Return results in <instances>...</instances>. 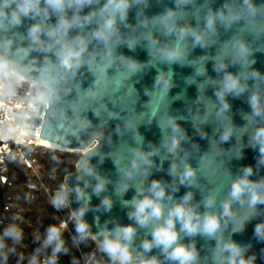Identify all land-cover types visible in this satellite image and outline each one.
Listing matches in <instances>:
<instances>
[{"label":"clouds","instance_id":"clouds-1","mask_svg":"<svg viewBox=\"0 0 264 264\" xmlns=\"http://www.w3.org/2000/svg\"><path fill=\"white\" fill-rule=\"evenodd\" d=\"M156 4L158 12L151 0H0V98L27 87L28 108L51 118L50 132L87 141L75 150L74 172L46 189L56 213L68 210L66 219L53 215L56 222L34 233L38 246L25 257L18 252L26 247L24 219L11 211L0 230V264L12 256L17 264H61L88 241L95 250L73 255L70 264L264 262V67L257 66L264 0ZM184 68L191 72H177ZM82 69L91 76L84 85L77 79ZM236 100L245 107L234 110ZM177 102L183 109L173 107ZM153 128L158 139L149 140ZM249 151L253 161L245 164ZM108 161L115 178L101 171ZM165 171L170 180L153 178ZM117 203L130 223L86 219ZM249 224L255 244L234 238ZM197 237L210 242L206 256Z\"/></svg>","mask_w":264,"mask_h":264},{"label":"water","instance_id":"water-1","mask_svg":"<svg viewBox=\"0 0 264 264\" xmlns=\"http://www.w3.org/2000/svg\"><path fill=\"white\" fill-rule=\"evenodd\" d=\"M221 2V0H216V4H219ZM201 3H203V0H201ZM151 4H152V12H158L160 10L159 6H157L156 4V0H151ZM165 4H167V0H165ZM31 21H26L24 24V28L20 29V32H24L26 31L27 27L30 25ZM126 51V50H125ZM139 57L141 59H144V53L143 52H139ZM196 54H201L200 49H196ZM258 60L260 61V63L257 65L258 67H264V56H259ZM110 73L113 71L112 69L109 70ZM178 73H183L184 75H187L188 73L191 72L190 68H184V69H177ZM208 72L209 74L215 76V73L212 72V64L209 63L208 64ZM78 81L84 85L85 82H88L91 80V76L88 73V71L86 69H82L77 76ZM145 82L148 84H151V79L149 77L145 78ZM183 86V85H181ZM137 87H139V85H137ZM181 89L180 88H175L173 89V93H177L179 92ZM187 94L189 97H195L196 96V89L195 87H189L187 89ZM211 90H209L208 95L211 96ZM146 99V97L144 98ZM233 106H234V110L241 108V107H245L244 105L241 104V102L239 100L233 101ZM174 108L177 109H183V104L181 102H177L175 105H173ZM40 113H43V107L41 106L39 109ZM27 118L24 120L25 123H27L29 125V132H34L36 129H38V127H40V131H39V136L41 139L50 141L52 143H55L57 145L63 146L67 149H69L71 152H76V149L82 148L86 145L87 141L85 140H81V141H72L71 139H69L67 142H65V140L62 139H58L56 134H53L52 132H50L49 130V124L52 122L51 118L47 115V114H34L31 111H28L26 113ZM237 122H239V116L236 117ZM18 122V119H16V123ZM184 127H186L189 131V133H191V126L190 125H184ZM141 131L143 132L144 129H141ZM145 135L147 136V138L149 140H156L158 139V135L156 134V129L153 128L151 132H147L145 133ZM199 143L202 147H206V142L203 140H199ZM253 156L254 153H252L251 151H249L247 153V159L244 161L245 164H248L250 162L253 161ZM95 162V161H94ZM164 168L165 170H167L168 168V164L165 163L164 164ZM102 173L108 175L111 178H115V172L113 169V165L110 161L106 162L103 164L102 168H101ZM74 171L67 173L66 175L72 174ZM261 175H264V171H261L260 173ZM65 175V176H66ZM64 176V177H65ZM153 178H162L164 180H170V177H168L166 175V171L165 172H159V173H155ZM64 179V178H63ZM70 183H72V181H69ZM186 191V189H184L183 187L180 188V191L178 193V195L182 196L184 194V192ZM133 191H129L124 199H131V197L133 196ZM115 199V197H114ZM197 199H199V196H197ZM93 206L99 205L100 200L93 196L92 197V201H91ZM73 208L77 207L76 204L72 205ZM127 209L122 208L119 203H117L113 210L110 213H93V212H89L86 215V219L94 224V216L95 215H99L100 217V223L101 225H103L106 221H113L115 223H119V224H128L131 221L128 220L127 218ZM113 226L112 223L108 224V227L111 228ZM93 231H96V228L93 227ZM252 236H253V225L249 224L247 227V231L244 232L242 235H236L234 238L237 241L240 242H249L252 241ZM143 238V233H139L138 234V239H137V243L139 242L140 239ZM255 244V241H252ZM196 243H197V247L200 249H204L205 251H202V256H206L207 255V251L206 249L208 247H210V242H207L199 237L196 238ZM261 247V245L256 244L255 245V251H259V248ZM258 264H264V262H261L258 260Z\"/></svg>","mask_w":264,"mask_h":264},{"label":"built area","instance_id":"built-area-1","mask_svg":"<svg viewBox=\"0 0 264 264\" xmlns=\"http://www.w3.org/2000/svg\"><path fill=\"white\" fill-rule=\"evenodd\" d=\"M27 91V87H24L17 91L15 97L0 98V188L2 189L9 184L7 173L10 165L16 162L28 169L38 182L27 183L28 189L35 191L38 187H42L47 194L46 189L50 190V188L42 184L36 169L37 153L46 148L39 140L40 127L31 133L29 132V125L24 122L27 118L26 113L31 111L27 106ZM16 119H18L17 123ZM8 200L9 197L3 196L0 202V230L9 223L5 219L7 213L5 208L8 205ZM58 213L61 219H66L68 210H62ZM23 229L25 236L23 243L29 239H34V233L39 231L30 224H27ZM94 250L95 245L90 248L88 253ZM77 253V257L83 256L80 249H77Z\"/></svg>","mask_w":264,"mask_h":264},{"label":"trees","instance_id":"trees-1","mask_svg":"<svg viewBox=\"0 0 264 264\" xmlns=\"http://www.w3.org/2000/svg\"><path fill=\"white\" fill-rule=\"evenodd\" d=\"M74 164H66L64 167L58 168L55 172L51 173H44L40 170V179L43 185L48 186L51 189H54L59 185V183L63 180L64 176L67 173H70L74 171ZM17 174H20L22 176V179L20 180V183L17 185L16 184V177ZM8 179H9V184L5 185L2 189H7V190H12L13 188L16 187L17 193L15 195H7L9 197L8 200V205H13L14 207L7 211L5 214V219L10 222V216H11V211H20L21 215L24 219V223L21 225L23 228L27 226V224H30L34 226L36 229L39 231L43 232L44 230L39 227V220H35V218H31V216L27 213H30L28 209L25 210L26 204L32 203V204H39L42 201H46L50 211L59 215V213H56L54 209H52L51 205L48 203V198L47 194L43 190L42 187H38L37 190L31 191L27 187V183L29 182H35L38 183L35 179V177L31 174V172L26 169L24 166L20 165L19 163H12L9 167L8 170ZM1 190V188H0ZM1 196H0V202H1ZM35 212L38 210V206H35ZM40 218V217H38ZM61 219V218H60ZM50 221H47L43 223V225H48ZM70 231L65 233V237L68 240L69 245L71 246V236L74 234V227L70 224L69 225ZM91 243V241H88L87 244ZM24 245L26 247H18V252L25 253V250L29 252V254L37 247L38 245L34 243V239H29L25 241ZM82 248H84V245H81ZM81 250V247L79 248ZM75 255L77 256V249L72 248L71 252L68 255L61 256V264H67L70 263L71 257ZM97 257L99 259H106L100 256V254H97ZM17 259V258H16ZM15 259V256H12L9 258L8 264H17V260Z\"/></svg>","mask_w":264,"mask_h":264},{"label":"rangeland","instance_id":"rangeland-1","mask_svg":"<svg viewBox=\"0 0 264 264\" xmlns=\"http://www.w3.org/2000/svg\"><path fill=\"white\" fill-rule=\"evenodd\" d=\"M78 158V155L76 152H71V151H59L57 149H52V148H45L42 149L40 151H38L37 153V165H36V169L40 174V170L44 173H53L55 172L58 168L64 167L66 164H74V161ZM22 179V176H20V174H17L16 177V184L18 185L20 183V180ZM41 180V179H40ZM43 184V183H42ZM48 187V186H46ZM16 189L13 188L12 190H5V189H1L0 190V196L1 198L4 197H8L7 195H15L17 193ZM38 206V210L37 212H35L36 207ZM28 209L30 213H27L31 216V218H35V220H39V227L41 229H45L47 227V225H43V223L50 221V223H54L56 222L55 220L52 219L53 215H56L59 219L61 218L60 214L57 215L53 212L50 211V208L47 204L46 201H42L39 204H26L25 206V210ZM40 217V218H38ZM94 243L91 242L89 244H85L84 248L81 247V252L84 255H86L88 253V251L90 250L91 247H94ZM25 255V257H27L29 255V252L25 250V253H23ZM18 259L17 256H15V259ZM16 259V260H17ZM23 264H27V260L25 259V261L23 262Z\"/></svg>","mask_w":264,"mask_h":264},{"label":"bare ground","instance_id":"bare-ground-1","mask_svg":"<svg viewBox=\"0 0 264 264\" xmlns=\"http://www.w3.org/2000/svg\"><path fill=\"white\" fill-rule=\"evenodd\" d=\"M39 140H40L41 144L43 146H45L46 148L57 149L59 151H65V152L66 151H70L69 149H67V148H65L63 146L57 145V144L52 143L50 141H47V140H44V139H41V138Z\"/></svg>","mask_w":264,"mask_h":264}]
</instances>
